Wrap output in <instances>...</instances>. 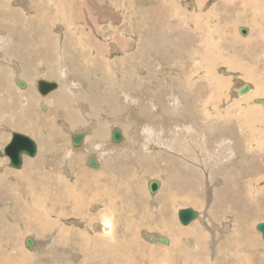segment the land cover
I'll return each mask as SVG.
<instances>
[{"label":"rangeland","instance_id":"obj_1","mask_svg":"<svg viewBox=\"0 0 264 264\" xmlns=\"http://www.w3.org/2000/svg\"><path fill=\"white\" fill-rule=\"evenodd\" d=\"M61 1H51L47 5L40 0L0 1L4 2L0 12V45L6 44L4 45L6 49L0 46V52L6 51L3 61L0 62V85L3 82L4 88L8 84L10 95L17 94L15 90L27 88H30L29 93L32 92L31 97L25 94H20L18 97V99L28 101L27 113L32 114L26 122L31 126L32 131L20 129L18 126L5 129L0 123V137L5 136L0 143V150L2 151L10 141L13 131L29 135L37 145L35 157L23 156L21 167L16 169L8 165L9 161L6 156L0 157V173L4 171L3 168L7 167L6 174H0L4 175L0 178L1 186L6 183L7 185L13 184L16 179H18L16 182L20 183L12 186L10 190L0 188L3 192L0 195V199L3 200L0 201L1 210L5 209L11 198L14 200L18 198V202L20 201L17 207L7 210H10L8 216L2 214L4 222L15 223L17 228L12 232L13 228L9 229L4 226L5 224L0 227V232H8L7 235L0 233V264L11 262L14 264H55L56 261L60 263L58 259L64 260V257L58 254L62 252L54 253L53 257L50 255L51 260L44 254L46 249H41L39 245V249H31L26 246L25 239L32 237L34 242L39 241L38 243L42 246L44 244L42 241L46 236L49 235L53 242L52 235L55 231H62V228L68 227V234L73 238L88 233L89 221L94 218L91 212L96 214L95 208L92 211L90 206L98 203L97 210L110 208L106 201L93 197L94 193L102 192L103 195L105 191L111 194L115 204V210L112 213L116 216L111 222V228L115 232L117 230L114 234L116 238H128L127 235L124 236L126 225L120 224L125 219L122 213L128 211L129 221L132 223L131 229L135 230L134 234L138 236L139 247H144L145 251L150 252L147 259L142 257L141 260L140 251V257L135 255L134 258L132 255V251L138 248L136 246L125 248L121 245L120 248L113 250L111 248L106 251L112 258L121 256L120 261L124 264H264V241L256 229L259 222H264V143H261V141L264 142V0H175L176 7H171L170 12L168 8L171 0H63V3ZM151 7L155 8L154 11L159 15L156 16L154 11L151 15ZM9 8H14V12L4 14L5 17L3 12ZM92 15L99 16L95 18ZM138 18L140 20H137ZM5 21L9 22L8 25L11 24L5 27ZM167 21L169 25L171 22L173 24L169 26ZM73 23L75 24L72 25ZM14 26L19 31L22 30L20 34L14 33ZM239 27L248 28L245 36L239 34ZM139 29L143 30L140 32ZM178 29L183 30L179 32ZM123 32L126 33L125 38L130 41L128 44H133L132 47L129 45V49L120 51L112 50L111 47L107 49L105 44L108 41L104 39H108L109 42L117 39L120 41ZM145 33L156 35L143 44L144 50L142 48V51H137V40L143 38ZM115 37L118 38L115 39ZM158 38L161 40L159 41ZM152 39L157 40L158 43L153 45L154 49L150 45L154 43ZM123 40L118 42L119 48L121 47L119 43H125ZM95 42H100L102 49L95 50L93 48ZM148 42H151L150 46L146 45ZM161 45L164 49L160 48ZM60 46L65 50L61 57L62 60L60 51L57 50ZM67 49H70V54ZM159 51H162L161 55ZM194 52L197 56L192 58L191 54ZM70 55H72L71 58L74 56V61L79 64L75 69L70 63H66ZM112 57L119 61L126 60V62L134 57L137 62L138 59L141 62L136 63L138 66L134 64V69L129 68L130 64L128 68L125 66L124 73L122 67L126 62L121 61L114 64ZM206 57L210 61L207 70L204 65ZM60 62H64L66 66L64 75ZM25 63L27 65L30 63V65L27 67ZM236 65L243 67L238 68ZM50 72L52 76H49ZM205 72L209 75L210 85L205 81V87L199 83L192 91V87L189 88L191 86L189 80L195 79L196 82H202V74ZM16 73L21 76L19 77ZM104 73L116 76L104 83L102 80ZM129 75L132 77V82L122 83L124 79H129L127 78L130 77ZM15 78L24 81L26 87L20 88ZM35 78L56 81L58 87L47 95L41 96L36 90ZM139 78L144 79L138 83ZM98 81L101 85L97 83ZM240 81L249 82L253 89L252 93L250 92L252 95L248 98H240L242 100L236 97L231 90V87ZM186 85L189 86L186 87ZM196 87L200 90H195ZM150 89H155V94ZM180 90L187 91V93L192 91L188 97L186 96L187 101L184 95H182L184 101L181 97H168L171 93L177 94ZM56 91L60 94L54 96ZM127 93H129L128 98ZM64 94L67 97H63ZM156 95L154 99L153 96ZM207 98H209L208 102ZM14 99L15 107L10 112L24 110V107L18 104L20 100L17 102L15 97ZM129 99L132 101L130 102ZM171 101L176 109L172 108ZM134 102L136 103L134 108L129 109ZM149 102L155 105L154 109L146 107ZM40 103L45 105L44 111L40 109ZM3 105H0V119L14 120L12 113L6 111L7 108ZM81 109L86 113L80 114ZM7 115L11 119L4 117ZM207 116L209 119L206 120ZM255 117L258 121H255ZM107 118L110 119V123ZM205 125L223 128L229 135L225 136L226 133L207 129ZM26 127L28 125L25 124L23 128ZM113 127L120 128L124 135L123 140L117 144L109 142ZM84 130L88 131V135L81 146L90 154L96 155L100 161L97 169L86 166L85 155L87 153L82 149H71V134ZM92 130L102 132L99 134L100 139L93 138ZM99 141L107 146L108 153L105 155L110 156L113 162L110 164L112 165L110 169L105 168L104 158L106 156L99 157L98 150L95 149V143ZM155 145L158 148H155ZM30 161L33 163H29L31 165L28 170L33 169L35 175L21 174L18 176L17 173L22 172L27 166L26 162ZM96 170L99 173H96ZM205 177L209 178L210 182H207ZM56 179L60 184L56 182ZM149 180H157L161 185L154 195L148 191L147 182ZM34 184L37 189L32 186ZM52 186L53 188H49ZM163 188L165 190L161 193ZM187 189L192 191L186 192ZM30 194L39 195L47 206L52 204L51 202H57L58 206H55L54 212L47 211L43 204H37L40 211L45 209L43 210L45 218L56 220L55 231L36 230L35 226L26 224L25 219L29 215L26 203L31 200L29 199ZM182 194H190L189 197L193 200L187 199L189 200L187 201L186 195ZM225 194L230 198H227ZM70 196L81 197L84 199L83 202L87 201L79 206V211L84 209L83 212L73 211L74 203L68 200ZM97 198L98 200L95 201ZM59 202L63 204L59 205ZM183 207L195 209L202 215L201 220L196 218L190 222L191 224L182 225L177 218V211ZM135 222L141 225L135 226ZM204 227L210 231L214 229V234ZM192 228L197 229L194 232L198 236L190 234ZM36 231H39V235ZM176 233L177 240H179V251H182L181 258H171L172 261H170L165 251L168 254L175 253L173 235ZM10 236L14 237L11 239ZM97 236L104 241V245L116 246L117 244L115 240ZM161 236L167 238V244L159 242L158 237ZM94 237L96 235L90 237L86 247L90 246L89 254L97 258L99 248L94 250L93 243H91ZM81 240L84 241V238ZM70 242L76 243L75 240H70L68 246L71 247L73 244ZM85 244L86 240L82 245L85 246ZM68 246L62 249L68 256L67 261L82 260V254L78 251L75 257L73 252L67 251ZM26 251L30 252H28V257H26ZM116 251L119 255H116ZM54 256L59 258L55 259ZM53 259L56 260L55 263ZM103 261L105 260L91 263L87 260L85 264H101ZM120 261L115 260L113 263L121 264Z\"/></svg>","mask_w":264,"mask_h":264},{"label":"bare ground","instance_id":"obj_2","mask_svg":"<svg viewBox=\"0 0 264 264\" xmlns=\"http://www.w3.org/2000/svg\"><path fill=\"white\" fill-rule=\"evenodd\" d=\"M0 1H2V0H0ZM41 2H43L44 4H49L51 1H56V0H40ZM183 1V0H182ZM198 1V0H197ZM196 1V2H197ZM246 1H248V0H246ZM62 3H63V0L61 1ZM37 3V2H36ZM6 5V4H5ZM36 5V4H35ZM66 5V4H65ZM197 5V4H196ZM4 6V2H0V12H1V9H2V7ZM38 6H40V4L38 5ZM58 7H59V5H57ZM57 6H55V7H57ZM69 6V5H68ZM149 6H151V5H149ZM159 6V5H158ZM6 7V6H5ZM144 7V6H143ZM161 7V6H160ZM163 7V6H162ZM171 7H176V4H175V0H171V2H170V7L168 8V10H169V12H170V8ZM134 9H135V7H133ZM156 8H158L157 6H156ZM10 9H12V10H10ZM144 9H146V7H144ZM154 9L155 8H153V7H151L150 8V14L151 15H153V13L155 12L154 11ZM175 9V8H174ZM100 10V9H99ZM149 10V9H148ZM34 11V10H33ZM56 11H58V10H56ZM55 11V12H56ZM61 11V10H60ZM105 11V10H104ZM139 11V10H138ZM154 11V12H153ZM14 12V8H9V9H6V11H4L3 12V15L4 14H12ZM133 12H134V10H133ZM168 12V11H167ZM104 13V12H103ZM146 13H147V10H146ZM156 13V12H155ZM160 13V12H159ZM16 14V13H15ZM45 14V13H44ZM98 14V13H97ZM148 14V13H147ZM157 14L158 13H156V16H157ZM149 15V14H148ZM159 15V14H158ZM176 15V14H175ZM5 16V15H4ZM9 16V15H8ZM7 16V17H8ZM10 16H12V15H10ZM52 16V15H51ZM64 16V15H63ZM66 16V15H65ZM89 16V15H88ZM92 16H94L95 17V15H92ZM97 16V15H96ZM99 16V15H98ZM97 16V17H98ZM101 16V15H100ZM142 16V15H141ZM6 17V16H5ZM53 17V16H52ZM54 17H55V15H54ZM58 17H59V14H58ZM67 17V16H66ZM69 17H70V15H69ZM97 17H95V18H97ZM106 17H108V16H106ZM139 17H140V15H139ZM143 17V16H142ZM152 16H150V18H151ZM13 18V17H12ZM68 18V17H67ZM94 18V19H95ZM101 18V17H100ZM156 18V17H155ZM158 18H159V16H158ZM158 18H156V19H158ZM195 18H196V15H195ZM11 19V18H10ZM16 19V18H15ZM51 19V18H50ZM135 16H134V21H135ZM141 19H143V18H141ZM153 19V18H152ZM161 19V18H160ZM197 19V18H196ZM200 19V18H199ZM14 20V19H13ZM53 20V19H52ZM67 20V19H66ZM137 20H140L139 18L137 19ZM144 20V19H143ZM148 20H149V17H148ZM164 20V19H163ZM170 20V19H169ZM55 21V20H54ZM95 21V20H94ZM98 21V20H97ZM159 21V20H158ZM183 21H184V19H183ZM186 21V20H185ZM197 21V20H196ZM261 21V20H260ZM263 21V20H262ZM59 22V21H58ZM168 22V21H167ZM186 22H189V21H186ZM9 23V22H8ZM8 23L5 21V27H8L9 25H8ZM28 23H30V21H28ZM96 23V22H95ZM94 23V24H95ZM137 23H140V22H137ZM160 23V22H159ZM166 23V22H165ZM172 24H173V22H171ZM171 23H170V25H171ZM18 24V23H17ZM44 26H45V24L44 23H42ZM49 24V23H48ZM53 24V23H52ZM75 23H73L72 25H74ZM93 24V25H94ZM129 24H130V22H129ZM181 24V23H180ZM32 25H34V24H32ZM92 25V26H93ZM98 25V24H97ZM162 25V24H161ZM167 25H169V22H168V24ZM169 25V26H170ZM186 25H188V23L186 24ZM194 25V24H193ZM31 26V25H30ZM56 26V25H55ZM83 26V25H82ZM91 26V27H92ZM139 26V25H138ZM178 26V25H177ZM177 26H175V27H177ZM42 27V26H41ZM47 27V26H46ZM140 27V26H139ZM143 27V26H142ZM172 27V26H171ZM179 27V26H178ZM181 27V26H180ZM194 27V26H193ZM192 27V28H193ZM198 27V26H197ZM32 28V27H31ZM45 28V27H44ZM52 28H53V26H52ZM88 28V27H87ZM144 28V27H143ZM154 28V27H153ZM172 28H174V27H172ZM182 28V27H181ZM195 28V27H194ZM240 28V27H239ZM239 28H238V32H239ZM34 29V28H33ZM47 29V28H46ZM62 29V28H61ZM93 29V28H92ZM132 29V28H131ZM138 29V28H137ZM141 29V28H140ZM139 29V30H140ZM145 29V28H144ZM180 29V28H179ZM179 29H178V31H179ZM197 29V28H196ZM63 30H65V29H63ZM143 30V29H142ZM142 30H140V32L142 31ZM146 30V29H145ZM171 30V29H170ZM177 30V29H176ZM183 30V29H182ZM182 30H180V31H182ZM188 30V29H187ZM13 31H14V33H16L17 35L18 34H20V31H22L21 29H20V31H19V29H17V27H13ZM27 31H28V29H27ZM34 31V30H33ZM179 31V32H180ZM32 32V31H31ZM46 32V31H45ZM61 32V31H60ZM153 32V31H152ZM158 32V31H157ZM168 32V31H167ZM185 32V31H184ZM189 32H190V30H189ZM197 32V31H196ZM89 33V32H88ZM171 33H173V32H171ZM59 34V33H58ZM146 35H144V37L143 38H141L139 41L137 40V48H136V50L137 51H140L143 47H144V43L146 42V41H149V39H151L150 37H152L153 38V36H155L156 34H154V35H148L147 33H145ZM159 34V33H158ZM168 34V33H167ZM170 34V33H169ZM182 33H180V35H181ZM260 34V33H259ZM83 35L85 36L86 35V32L85 33H83ZM121 35V34H120ZM125 35H126V33H124L123 32V37H124V40H123V37L121 36V40H123V41H125V43L123 44V42H121V43H119L120 44V48L118 47V42H120L119 41V39H117L118 37H115V39H117V40H112V39H110V40H112L111 42H109V40L108 39H104V41H108L107 42V44H105L104 42V44L105 45H107V49L109 48V47H111V49L112 50H116V51H120V50H127V49H129V45H131V44H128V43H130V41L128 40V39H126L125 38ZM162 35V34H161ZM179 35V36H180ZM56 36V35H55ZM89 36V35H88ZM142 36V35H141ZM168 36V35H167ZM171 36V35H170ZM243 36V35H242ZM59 37V36H58ZM62 37V36H61ZM120 37V36H119ZM157 37V36H156ZM155 37V38H156ZM159 37H161L160 36V34H159ZM178 37V36H177ZM182 37V36H181ZM261 37V36H260ZM22 38V37H21ZM21 38H20V40H21ZM40 38H42L41 36H40ZM56 38V37H55ZM63 38V37H62ZM108 38V37H107ZM139 38V37H138ZM45 39V38H44ZM145 39V40H144ZM159 39V38H158ZM261 39V38H260ZM264 39V38H263ZM3 40V39H2ZM23 40V39H22ZM66 40V39H65ZM144 40V41H143ZM153 41H154V43L153 44H150L149 42H148V44H146V45H151V47H152V49H154L153 48V45L155 44V43H157L156 41L157 40H154V39H152ZM151 40V41H152ZM161 39H159V41H160ZM68 41V40H67ZM152 41V42H153ZM186 41V40H185ZM51 42H52V40H51ZM54 42V41H53ZM57 42V41H56ZM66 42V41H65ZM133 42H134V40H133ZM169 42V41H168ZM167 42V44H169ZM195 42V41H194ZM37 43V42H36ZM47 43V42H46ZM48 43H50V42H48ZM147 43V42H146ZM171 43V42H170ZM257 43V42H256ZM45 44V43H44ZM51 44V43H50ZM158 44V43H157ZM4 45H6V44H4V43H2L0 46H4ZM54 45H56V44H54ZM133 45V44H132ZM132 45H131V47H132ZM149 45V46H150ZM195 45V44H194ZM50 46V45H49ZM49 46H48V48H49ZM52 46H53V44H52ZM158 46H160V44L158 45ZM165 46V45H164ZM169 46V45H168ZM170 46H172V45H170ZM199 46V45H198ZM198 46H196V47H198ZM12 47V46H11ZM10 47V48H11ZM155 47V46H154ZM195 47V48H196ZM200 47V46H199ZM53 48H54V46H53ZM59 49H57V50H59L60 51V59H61V57H63V54L65 53V50L63 49V47L62 46H60V47H58ZM93 48H95V50H98V48H100V49H102V46H101V44H100V42L99 43H97V42H95V45H94V47ZM146 48H147V46H146ZM159 48V47H158ZM160 48H163L162 47V45H161V47ZM4 49H6V46H4ZM56 49V48H55ZM55 49H54V51H55ZM156 49V48H155ZM164 49V48H163ZM13 50V49H12ZM22 50V49H21ZM49 50H50V48H49ZM70 50V49H69ZM68 49H67V51L69 52V54H70V51H69ZM143 50H144V48H143ZM147 50V49H146ZM160 50H162V49H160ZM0 51H1V47H0ZM4 51V50H3ZM48 51V50H47ZM62 51H63V53H62ZM142 51V50H141ZM6 52V51H5ZM4 52V53H5ZM49 52V51H48ZM51 52H53L52 50H51ZM160 52V51H159ZM165 52V51H164ZM169 52V51H168ZM173 52V51H172ZM197 52V51H196ZM196 52H194V53H192L191 55V57L193 58V57H196L197 56V53ZM4 53H2V52H0V62H2L3 61V56L6 54H4ZM41 53V52H40ZM50 53V52H49ZM59 53V52H58ZM62 53V54H61ZM161 53H162V51L160 52V55H161ZM22 54V53H21ZM25 54V53H24ZM146 54V53H145ZM169 53H167V55H168ZM30 55H31V53H30ZM47 55V54H46ZM10 56V55H9ZM21 56H23V54L21 55ZM24 56H26V55H24ZM28 56V55H27ZM50 56V55H49ZM53 56H55V55H53ZM71 56L72 55H70L69 56V58H68V60L66 61V63L68 64V63H70L71 64V67L72 68H76V66L77 65H79L78 63H76V61H74V56H73V58H71ZM164 56V55H163ZM12 57V56H11ZM34 57V56H33ZM52 57V56H51ZM50 57V58H51ZM56 57V56H55ZM54 57V58H55ZM57 57H58V55H57ZM115 57V56H114ZM114 57H112V59H113V63L114 64H116V63H118V62H121L122 61V63L125 61L126 62V60H121V61H119V60H117V59H115ZM125 57V56H124ZM162 57V56H161ZM174 57H176V56H174ZM16 58V57H15ZM21 58V57H20ZM39 58V57H38ZM41 58V57H40ZM44 58V57H43ZM42 58V59H43ZM46 58H48V57H46ZM45 58V59H46ZM126 58V57H125ZM159 58H160V56H159ZM165 58L166 57H164V60H165ZM25 59H26V57H25ZM28 59V58H27ZM41 59V60H42ZM59 58H57V60H58ZM163 59V58H162ZM161 59V60H162ZM172 59H173V56H172ZM182 59V58H181ZM18 60V59H17ZM21 60V59H20ZM19 60V61H20ZM36 60V59H35ZM44 60V59H43ZM48 60V59H47ZM52 60V59H51ZM62 60V59H61ZM146 60V59H145ZM168 60V59H167ZM174 60V59H173ZM13 61V60H12ZM53 61V60H52ZM91 61V60H90ZM93 61V60H92ZM166 61V60H165ZM190 61H192L191 59H190ZM199 61V60H198ZM21 62V61H20ZM20 62H18V64L20 63ZM26 62V61H25ZM42 62V61H41ZM54 62V61H53ZM141 62V60L140 59H138V62H137V59H135L134 57L131 59L130 58V60L128 61V62H126V63H123L124 65H123V72L125 73V66L128 68L129 67V64L131 65V67H129V68H133L134 69V64L135 65H137L136 63H140ZM154 62V61H153ZM160 62V61H159ZM212 62V61H211ZM11 63V62H10ZM9 63V64H10ZM14 63V62H13ZM28 63V62H27ZM162 63H164L163 61H162ZM169 63V62H168ZM178 63V62H177ZM188 63H189V61H188ZM187 63V64H188ZM198 62H196V64H197ZM200 63V62H199ZM202 63V62H201ZM204 65H205V70H207V67H208V65L210 64V61L208 60V58L206 57V58H204ZM15 64V63H14ZM24 64V63H23ZM26 64V63H25ZM46 64H48V63H46ZM170 64V63H169ZM172 64H174V65H176L175 63H172ZM182 64V63H181ZM180 64V65H181ZM190 64V63H189ZM10 65H12V64H10ZM22 65V64H21ZM27 65V64H26ZM30 65V63L27 65V67ZM19 66H20V64H19ZM50 66V65H49ZM138 66V65H137ZM143 66V65H142ZM145 66V65H144ZM150 66V65H149ZM152 66H154V65H152ZM184 66V65H183ZM191 66H192V64H191ZM237 66V65H236ZM236 66H229V67H232V68H235ZM18 67V66H17ZM53 67V66H52ZM178 67H180V66H178ZM189 67V66H188ZM238 68H242L243 66H237ZM236 67V68H237ZM245 67V66H244ZM22 68H23V66H22ZM33 68V67H32ZM47 68V67H46ZM55 68V67H54ZM53 68V69H54ZM59 68V67H58ZM60 68H62L63 69V75L65 74V72H66V66H65V64H64V62H60ZM59 68V69H60ZM163 68V67H162ZM191 68H193V67H191ZM190 68V69H191ZM196 68V67H195ZM198 68V67H197ZM210 68H212V67H210ZM17 69V68H16ZM28 69V68H27ZM50 68H48V70H49ZM59 69H58V71H59ZM117 69V68H116ZM4 70V69H3ZM15 70V69H14ZM196 70V69H195ZM200 70V69H199ZM235 70V69H234ZM261 70V69H260ZM51 71H53V70H51ZM55 71V70H54ZM53 71V72H54ZM57 71V72H58ZM86 71V70H85ZM94 72H97L96 70H93ZM192 71V70H191ZM190 71V72H191ZM197 71V70H196ZM87 72V71H86ZM192 72H194V71H192ZM19 73V72H18ZM18 73H16V74H18ZM51 73V72H50ZM56 73V72H55ZM54 73V74H55ZM118 73H120V72H118ZM127 73L129 74V72L127 71ZM47 74V73H46ZM122 74V73H121ZM136 74H137V72H136ZM139 74V73H138ZM49 75V74H48ZM57 75V74H56ZM147 75H149L148 73H147ZM203 75V80H202V82H196L195 81V79L194 80H192L191 81V79L189 80L190 81V85L191 86H189V88H191L192 87V91L194 90V88H195V86H197L199 83H201V85L203 86V87H205L206 85H204V82L205 81H207V84L208 85H210V78H209V75H207V73L205 72V73H203L202 74ZM18 76L20 77L21 75L20 74H18ZM49 76H52V73H51V75H49ZM48 76V77H49ZM87 76V75H86ZM86 76H84V78L86 77ZM103 76V78H102V80L104 81V83H106V82H108V80H112V78L114 77L115 78V76L114 75H112V74H110V75H108V74H103L102 75ZM120 76V75H119ZM126 76V75H125ZM128 76V75H127ZM130 76V75H129ZM138 76V75H137ZM144 76V75H143ZM142 76V77H143ZM149 76H151V75H149ZM183 76V75H182ZM190 76H192V74H190ZM15 77V76H14ZM83 77V76H82ZM121 78H122V76H120ZM141 77V76H140ZM141 77V78H142ZM184 77V76H183ZM193 77V76H192ZM23 78H25V79H29V78H27V77H23ZM124 78V77H123ZM127 78H129L128 80L126 79H124L123 81H122V83H130V82H132V77L130 76V77H127ZM141 78H139L140 79V81H138V83L139 82H141V80H143V79H141ZM189 77H187V79H188ZM191 78V77H190ZM15 79H18V78H15ZM40 79H44V78H35V80H34V82H35V87H36V90H37V92H38V89H37V82H38V80H40ZM48 79V78H47ZM138 79V80H139ZM175 79V78H174ZM44 80H46V79H44ZM53 80H55V79H53ZM89 80V79H88ZM150 80V79H149ZM243 80V79H242ZM46 81H52V80H46ZM1 82V81H0ZM54 82H56V81H54ZM183 82V81H182ZM187 82H188V80H187ZM57 83V82H56ZM97 83H99L100 85H101V83H100V81H98ZM169 83H170V81H169ZM175 83V82H174ZM221 83V82H220ZM4 83L2 82L1 83V85H0V94H1V97H0V101H8V104L5 106L7 109H5L6 111H10L11 110V108L13 107V106H15V105H13L15 102H14V97L17 99V102H19V100H20V102L18 103V104H20L21 106H23L24 107V110H20V111H22V115H25V114H28L27 112H28V102H22L21 101V99H18V97L19 96H16V95H14V94H12L11 95V98L7 95V90H8V84H6V86H4V88H3V85ZM171 84H173L172 82H171ZM73 86L75 87V84H73ZM131 86V85H130ZM139 86H141V85H139ZM184 86H185V84H184ZM187 85H186V87H188ZM234 86V87H233ZM232 87H231V90L233 91V93H234V95L236 96V97H238L239 99L240 98H248L250 95H252L251 93V91H253V89H252V87H251V84L249 83V82H246V81H240L239 83H236V84H234ZM15 87V86H14ZM142 87V86H141ZM176 87V86H175ZM174 87V88H175ZM178 87V86H177ZM223 87V86H222ZM130 88V87H129ZM256 88V87H255ZM132 89H133V87H132ZM132 89H130V90H132ZM139 89V88H138ZM169 89V88H168ZM29 90H30V88H27V89H25V90H18L17 92L18 93H21V94H25V95H29L30 97H31V94H32V92L31 93H29ZM182 90H184L183 89V87H182ZM195 90H200V89H197V87H196V89ZM53 91V90H52ZM150 91L152 92V93H154L155 94V89H150ZM177 91V90H176ZM192 91H188V93H187V91L185 92V91H178V93L177 94H174V93H171V95L170 96H168L169 98H175V97H181V99H183V101H184V98H183V96L182 95H184L185 96V101H187L186 100V96L188 97V94H190V92H192ZM212 92V91H211ZM251 92V93H250ZM256 92V91H255ZM39 93V92H38ZM195 93V92H194ZM193 93V94H194ZM198 93V92H197ZM40 94V93H39ZM58 94H60V93H57V91L55 92V94H54V96H56V95H58ZM187 94V95H186ZM199 94V93H198ZM211 94V93H210ZM129 95V93H127V98L129 97L128 96ZM165 95V94H164ZM178 95V96H177ZM248 95V96H247ZM14 96V97H13ZM42 96V95H41ZM53 96V97H54ZM134 96V95H133ZM193 96V95H192ZM232 96V95H231ZM63 97H67V96H65V94H64V96ZM157 97V95L156 96H153V98L155 99ZM211 97V96H210ZM57 98V97H56ZM132 98V97H131ZM134 98V97H133ZM190 98V97H189ZM12 99V100H11ZM194 99V98H193ZM242 99H240V100H242ZM132 101V99H129V101ZM135 100V99H134ZM173 100V99H172ZM196 100V99H195ZM208 100H209V98H207V102H208ZM211 100V99H210ZM259 101L261 100V99H258ZM27 101V100H26ZM130 101V102H131ZM37 102V101H36ZM102 102V101H101ZM128 102V101H127ZM138 101H136V103H137ZM172 103H171V106H172V108H174V109H176V106H175V104L173 103V101H171ZM189 102V101H188ZM203 102V101H202ZM210 102V101H209ZM263 102V101H262ZM115 103V102H114ZM116 103H118V102H116ZM135 102H134V104L130 107V105H127V106H129V107H127V108H129V109H133L134 108V105L136 104ZM185 103V102H184ZM193 103V102H192ZM119 104V103H118ZM129 104V103H128ZM186 104H188V103H186ZM38 105H39V103H38ZM102 105V104H101ZM185 105V104H184ZM26 106H28V107H26ZM146 106V105H145ZM144 106V107H145ZM189 106V105H188ZM188 106H186L187 108H188ZM98 107H99V105H98ZM125 107V106H124ZM147 108H150V109H154L155 108V105L153 104V103H151V102H149L148 103V106H146ZM115 108V107H114ZM146 108V109H147ZM192 108V107H191ZM40 109L42 110V111H44L45 110V105L43 104V103H40ZM125 109H126V107H125ZM144 109V108H143ZM178 109H179V107H178ZM198 109V108H197ZM245 109V108H244ZM99 110V109H98ZM144 111V110H143ZM154 111V110H153ZM152 111V112H153ZM195 111V110H194ZM202 111V110H201ZM48 112V111H47ZM117 112V111H116ZM116 112H114V113H116ZM174 112H176V111H174ZM42 113V112H41ZM85 114L86 112L83 110V109H81V111H80V114ZM195 113V112H194ZM203 113V112H202ZM144 114V113H143ZM197 114V113H196ZM199 114V113H198ZM197 114V115H198ZM206 114V113H205ZM203 115V114H202ZM226 115V114H225ZM262 115V114H261ZM204 116V115H203ZM227 116V115H226ZM264 116V115H263ZM4 117H8V115L7 116H4ZM261 117V116H260ZM3 118V117H2ZM110 118V117H109ZM109 118H107V121L110 123V119ZM207 119H209V116H207V118H206V120ZM255 121H258L257 119V117H255ZM252 121V120H251ZM2 122H4V120L3 119H0V123H2ZM251 123V122H250ZM204 127H208L207 129H213V130H216V131H219L220 133H226L225 134V136H228L229 135V133L227 132V131H225L223 128H219V127H216L215 125H211V126H204ZM112 130V129H111ZM253 130V129H252ZM256 130V129H255ZM254 130V131H255ZM85 131V130H84ZM84 131H82V132H84ZM93 131V130H92ZM257 131V130H256ZM82 132H80V133H82ZM212 132V131H211ZM12 133H19V132H15V131H13V132H11V135H12ZM78 133V132H77ZM100 133H102V132H97V131H93V138H95V139H100V136H99V134ZM73 134H76V133H73ZM73 134H71V136L73 135ZM104 134V137H105V133H103ZM88 135V131L86 130V134H84V138H86V136ZM70 136V137H71ZM5 137V136H4ZM2 138V137H1ZM84 138H83V140H84ZM110 139V138H109ZM83 140L81 141V143H80V145H79V147H77V148H75L74 146H73V144H72V141H71V146H72V148L71 149H76V150H78V149H82V142H83ZM111 140H109V142H110ZM151 141V140H150ZM228 142V141H227ZM112 143V142H111ZM261 143H264L263 141H261ZM9 143H7L5 146L7 147V145H8ZM115 144H117V143H115ZM221 144V143H220ZM4 146V147H5ZM51 146V145H50ZM50 146H49V149H50ZM63 147V146H62ZM154 147V146H153ZM43 148V147H42ZM149 148V147H148ZM155 148H158L156 145H155ZM4 149V148H3ZM71 149L69 150V151H71ZM95 149L96 150H98V154H99V157L101 156V155H103V157L104 156H106V158H104V160H105V168H108V169H110V167H112V165L110 166V164L111 163H113V162H111V160H110V156H108L107 157V155H105L106 153H108V150H107V146L106 145H103V142L102 141H99V142H96L95 143ZM222 149V148H221ZM68 150V149H67ZM85 153H87L85 156H86V161H85V164H86V166H88L87 165V160H88V156L90 155V153L89 152H87V151H85L84 149H82ZM42 151V150H41ZM47 151V150H46ZM186 151V150H185ZM223 151V150H222ZM77 153V152H76ZM186 152H184V154H185ZM83 154V153H82ZM93 155H95V154H93ZM3 156H6L5 154L3 155ZM23 156H29V155H25V154H23L22 155V158H23ZM84 156V155H83ZM96 156V155H95ZM2 157V156H1ZM7 157V156H6ZM29 157H33V156H29ZM35 157V156H34ZM74 157V156H73ZM8 158V157H7ZM39 158V157H38ZM109 158V159H108ZM32 159V158H31ZM72 159V158H71ZM146 159V158H145ZM193 159V158H192ZM74 160V159H73ZM78 160V159H77ZM8 161H9V158H8ZM36 161V160H35ZM34 161V162H35ZM71 161V160H70ZM75 161V160H74ZM148 161V160H147ZM151 161V160H150ZM193 161V160H192ZM195 161H196V159H195ZM258 161H259V159H258ZM37 162H38V160H37ZM149 162V161H148ZM194 162V161H193ZM29 163H33V161H30V162H28V166H30L31 164H29ZM152 163V162H151ZM150 163V164H151ZM149 164V165H150ZM8 165L10 166V164H9V162H8ZM35 165V164H34ZM166 165V164H165ZM181 165V164H180ZM85 166V167H86ZM184 166V165H183ZM2 168H3V166H1ZM10 167H12V166H10ZM81 167V166H80ZM185 167V166H184ZM258 167V166H257ZM12 168H15V167H12ZM82 168V167H81ZM8 169H10V168H8ZM16 169V168H15ZM84 169V168H83ZM82 169V170H83ZM165 169V168H164ZM3 172L2 173H0V174H3L4 173V175L6 174V171H7V167L6 168H3ZM25 170V169H24ZM101 170V169H100ZM99 170V171H100ZM244 170V169H243ZM87 171V170H86ZM88 171H90V169L88 170ZM192 171H193V169H192ZM14 172H16V171H14ZM85 172V171H84ZM92 172V171H91ZM90 172V173H91ZM98 171L96 170V173H97ZM20 173L21 172H18L17 173V175L19 176L20 175ZM87 173V172H86ZM89 173V174H90ZM93 173H95V172H93ZM99 173V172H98ZM100 173H102V172H100ZM168 173V172H167ZM4 175H0V178H3V176ZM87 175V174H86ZM182 177V176H181ZM59 179V178H58ZM205 179H206V181L207 182H210L209 181V178H207V177H205ZM6 180V179H5ZM57 180V179H56ZM211 180V179H210ZM2 181V180H1ZM150 181V180H149ZM149 181L147 182V187L149 186ZM177 181V180H176ZM176 181H175V183H176ZM190 181V180H189ZM8 182H9V180H8ZM56 182H58V180L56 181ZM161 182V181H160ZM10 183V182H9ZM59 184H60V182H58ZM67 183V182H66ZM185 183V182H184ZM189 183V182H188ZM54 184H56L55 182H54ZM160 184V183H159ZM162 184V183H161ZM177 184V183H176ZM58 185V184H57ZM62 185V184H61ZM68 185V184H67ZM145 185V184H144ZM161 186V185H160ZM175 186V185H174ZM0 187H4L5 188V190H10V188H11V186H10V184H8L7 185V183L6 184H4L3 186H1V184H0ZM61 187V186H60ZM60 187H59V190H60ZM65 187H66V185H65ZM65 187H63L64 189H66ZM67 187H69V186H67ZM213 187V186H212ZM57 188H58V186H57ZM62 188V187H61ZM169 188V187H168ZM174 188V187H173ZM190 188V187H189ZM58 190V189H57ZM68 190V189H67ZM165 189L163 188V190H162V192L161 193H163V191H164ZM189 190H191V189H189ZM188 189H187V191L186 192H188L189 191ZM196 190H197V188H196ZM56 191V190H55ZM148 191H149V187H148ZM183 191V190H182ZM192 191V190H191ZM59 193V192H58ZM66 193V192H65ZM139 193V192H138ZM150 193V192H149ZM143 194V193H142ZM151 194V193H150ZM197 194H198V192H197ZM240 194V193H239ZM62 195V194H61ZM70 195V194H69ZM152 195V194H151ZM165 195V194H164ZM182 195H186L185 197V199L187 200V199H191V200H193L192 199V197L190 198L189 196H190V194H182ZM215 195V194H214ZM226 195V194H225ZM225 195H224V197H225ZM237 195V194H236ZM47 196V195H46ZM107 196V198H109L110 200H111V202H112V204H113V198L111 197V194L109 195V194H107L106 195ZM139 196H141V194L139 195ZM150 196V195H149ZM148 196V197H149ZM181 196V195H180ZM180 196H179V200H180ZM193 196V195H192ZM220 196V195H219ZM239 196V195H238ZM56 197V196H55ZM196 197V196H195ZM226 197H227V195H226ZM45 198H47V197H45ZM175 198H177V197H175ZM217 198V197H216ZM227 198H230V197H227ZM31 200H30V202L27 204V208H28V210H29V215L27 216V219H25L26 220V224H28L29 226H35L36 228V230L37 229H43L45 232L46 231H48V229H49V231H50V229L53 231L54 229H55V227H56V223H55V219L53 218V219H51V220H49L48 219V217H47V219L44 217V212L43 211H40V209L38 208V209H36V205L37 204H43L44 203V201L41 199V198H39V195L38 196H33L32 198H30ZM178 199V198H177ZM181 199H183V197L181 198ZM197 199V198H196ZM47 200V199H46ZM60 200H62V199H60ZM68 200L70 201V202H72L73 201V203H74V206H77V207H79L80 206V200H84V199H82L81 197H75V196H70L69 198H68ZM72 200V201H71ZM151 200V199H150ZM154 200V199H153ZM214 200V199H213ZM0 201H2V199H0ZM85 201H86V199H85ZM95 201H97V199L95 200ZM182 201V200H181ZM180 201V202H181ZM187 201H189V200H187ZM199 201V200H198ZM202 201V200H201ZM92 202H94V201H92ZM193 202V201H192ZM228 202V201H227ZM61 203V202H60ZM17 204L19 205L20 204V201L18 202V198H16L15 200L13 199V198H11V199H9L8 200V202H7V204H6V207H5V209H3V210H1V208H0V213H1V216H0V227L1 226H3L4 224V226H6V225H8V227H9V224H10V222H4V216H2V214L3 215H6V216H8V212L10 211H7L9 208L11 209V208H13V207H17ZM61 204H63V203H61ZM95 204V203H94ZM92 205V206H90L91 207V209L93 210L94 208H95V210H97L96 208V206H98V203H96L95 205ZM195 204V203H194ZM229 204V203H228ZM54 205H57L58 206V204H54ZM72 205V204H71ZM193 205V204H192ZM226 205V204H225ZM234 205V204H233ZM30 206H32V207H30ZM185 206V205H184ZM2 207L4 208V205H2ZM61 207V206H60ZM70 207V206H69ZM235 207V206H234ZM184 208V207H183ZM187 208V207H186ZM200 208V207H199ZM198 208V209H199ZM202 208V207H201ZM229 209V208H228ZM60 211H61V209H60ZM67 211V210H66ZM101 211V210H100ZM100 211H98L97 210V212H100ZM105 212H103V213H101L102 214V217L99 219V220H97V221H95V222H93L92 224H91V229H89V232H90V234L92 233V234H96V235H100V237H102V238H106V239H109L110 237H111V235H112V228H111V226H112V224H111V215H110V213H108V210L107 209H105L104 210ZM161 211V210H160ZM53 212V211H52ZM203 212V211H202ZM225 212V211H224ZM68 213V212H67ZM48 214H51V213H48ZM241 214V213H240ZM201 214H199L198 213V215H197V217L196 218H200V220H201ZM236 216H237V214H236ZM208 217H209V215H208ZM177 218H178V211H177ZM196 218H194V219H196ZM193 219V220H194ZM208 219V218H207ZM237 219V218H236ZM179 220V219H178ZM192 220V221H193ZM200 220H197V221H200ZM60 222V221H59ZM180 222V221H179ZM191 222V221H190ZM189 222V223H190ZM213 222V221H212ZM181 223V222H180ZM188 223V224H189ZM193 223V222H192ZM206 223V222H205ZM62 224V223H61ZM182 224V223H181ZM188 224H182V225H188ZM191 224V223H190ZM200 225V224H199ZM212 225V224H211ZM213 226V225H212ZM7 227V226H6ZM5 227V228H6ZM188 227V226H187ZM224 227V226H223ZM11 228V227H10ZM9 228V229H10ZM30 228V227H29ZM57 228V227H56ZM169 228V227H168ZM205 228V227H204ZM7 229V228H6ZM34 229V230H35ZM70 229V228H69ZM185 229V228H184ZM206 229V228H205ZM56 230V229H55ZM54 230V231H55ZM58 230V229H57ZM62 231H59L58 230V232L57 231H55L54 232V235H52L53 236V242H52V240H50V237H49V235L48 236H46L44 239L45 240H43L42 241V243H44L42 246L40 245V243H38L36 240H35V245L33 246V247H31V249H34V248H37V249H39V246H40V248L41 249H46L45 250V253L44 254H46V256L47 257H49V259H51V257H53V254L54 253H56V252H62L61 254H58V255H61V257H64V260L63 259H61V258H59V257H57V256H54V258L56 259V257H57V259L60 261V263H57L58 261H56V260H54L53 259V261H54V263H55V261H56V263L55 264H80L81 262H82V264H85V262L88 260H90V262L91 263H94L95 262V260L91 257V255L89 254L90 253V251H88V250H86V249H84V248H80V249H78V251H79V253L80 254H82V260H78V261H75V260H73V261H67V259H68V256L64 253L65 251H63L62 249L63 248H65V247H67L68 246V242H69V240L70 239H68V238H66L67 236H72V235H70V234H68L69 233V231H68V227H66V229H64V228H62L61 229ZM197 229H194V228H192L191 230H190V234H194V235H196V236H198V234H195V232L194 231H196ZM206 230H208L210 233L211 232H213V234H214V232H215V230L214 229H212L211 231L207 228ZM7 231H8V229H7ZM51 231V232H52ZM3 232V231H2ZM5 233V232H4ZM6 233H8V232H6ZM71 234H73V233H71ZM37 235H39V234H37ZM159 235V234H158ZM9 236V235H8ZM74 236V235H73ZM155 236V235H154ZM206 236V235H205ZM229 236V235H228ZM236 236V235H235ZM3 237V236H2ZM38 238V237H37ZM27 239V238H26ZM26 239H25V242H26ZM52 239V238H51ZM155 239H157V238H155ZM158 239H159V242L161 241V242H164V243H166L167 244V238L166 237H164V236H161V237H158ZM190 239H191V237H190ZM199 239V238H198ZM41 241V240H40ZM194 242V241H193ZM196 242V241H195ZM194 242V243H195ZM41 243V244H42ZM163 243V244H164ZM67 244V246H65ZM162 244V243H161ZM39 245V246H38ZM167 246V245H166ZM196 246V245H195ZM71 246H68V249H67V251L68 252H72V249L70 248ZM194 247V246H193ZM22 248V247H21ZM53 251V252H52ZM27 252V251H26ZM29 252V251H28ZM27 252V253H28ZM191 252V251H190ZM189 252V253H190ZM30 253V252H29ZM69 254V253H68ZM263 254V253H262ZM50 255H51V257H50ZM14 256V255H13ZM263 256V255H262ZM22 258V257H21ZM9 260V259H8ZM52 260V259H51ZM62 260V261H61ZM10 261H13V260H10ZM22 261H23V259H22ZM11 263H13L14 264V262H11ZM11 263H9V264H11ZM18 263V262H17ZM23 263V262H22ZM89 263V262H88ZM16 264V263H15ZM20 264V263H19ZM100 264V263H99Z\"/></svg>","mask_w":264,"mask_h":264},{"label":"crops","instance_id":"obj_3","mask_svg":"<svg viewBox=\"0 0 264 264\" xmlns=\"http://www.w3.org/2000/svg\"><path fill=\"white\" fill-rule=\"evenodd\" d=\"M248 29V28H247ZM240 34V33H239ZM241 35V34H240ZM15 92L17 93V94H14V95H16V96H20V94L21 93H18L16 90H15ZM7 95L11 98V95H10V93L8 92V90H7ZM12 100V99H11ZM21 101L22 102H28V101H26V99H21ZM4 105H3V104ZM8 104V101H0V105H3V106H6ZM15 106H13L12 108H14ZM11 108V109H12ZM10 112V111H9ZM10 113H12V112H10ZM32 114V113H31ZM31 114H25V115H22V111H15V112H13L11 115H12V117H13V119L14 120H9V121H6V120H4V122H2L1 124H3L4 125V127L3 128H5V129H8L9 127H14L15 128V126H18V128H20V129H24V130H26V131H32L31 130V126L28 124V122H26V119H28V118H30L31 117ZM10 119H11V117L10 116H8ZM25 124L26 125H28V127H26V128H23L24 126H25ZM27 135V134H26ZM29 136V135H28ZM5 139V137H0V143L3 141ZM99 161V160H98ZM100 162V161H99ZM26 164H27V166H26V168H25V173H24V170H22V172L20 173V175L21 174H27V175H30V176H32V175H35V172L33 171V169H30V170H28V168L30 167V166H28V162H26ZM25 164V165H26ZM36 164H37V162H36ZM2 166H3V164H2ZM93 169V168H92ZM95 169H97V168H95ZM19 175V176H20ZM95 176V175H94ZM18 179H16L14 182H13V184H10V186H11V188H12V186H16V185H19L20 183L19 182H16ZM34 188H36L37 189V186L34 184V185H32ZM1 188V187H0ZM3 189H4V187H2ZM10 188V189H11ZM49 188H53V186L52 187H49ZM101 193V194H100ZM100 193H94L93 194V197H99V199H102V200H104V201H106L107 203V205L112 209V210H110V208H106L107 210H108V213H110V215H111V222L112 221H114L115 220V214H113L112 213V211H114L115 210V204L113 203L112 204V202H111V200L109 199V198H107V192L105 191V192H103V195H102V192H100ZM3 194V192H1L0 191V195H2ZM31 195V194H30ZM102 195V196H101ZM109 195H110V193H109ZM1 197H4V196H1ZM33 196L31 195L30 196V198H32ZM29 198V199H30ZM97 200H98V198H97ZM3 201V200H2ZM87 202V201H86ZM86 202H83V200H80V206L81 205H83L84 203H86ZM52 204H50V205H46V202H44L43 203V205H45V208L47 209V211H53L54 212V208H55V206H57V205H54V204H57V202H51ZM26 204H28V203H26ZM61 203L59 202V205H60ZM30 207H32V206H30ZM96 207H98V206H96ZM39 208V206H37L36 205V209H38ZM79 208L80 207H77V206H74V209H73V211L75 210V211H79ZM129 208V207H128ZM128 208H126V209H128ZM28 209V208H27ZM40 209V208H39ZM43 210H45L44 208H43ZM42 210V211H43ZM86 210V209H85ZM105 209H102L101 211H100V209H98V211H100V212H97V210H95L96 211V214L95 213H93V212H91L92 213V215H93V217L94 218H92L90 221H89V227H87V228H90L91 229V224L93 223V222H95V221H97V220H99L101 217H100V214L101 213H103V212H105L104 211ZM29 211V210H28ZM84 211V209H81L80 211H79V213L80 212H83ZM92 211H94V210H92ZM44 212V211H43ZM45 214V213H44ZM126 215H128V211L127 212H123L122 213V216L125 218V219H123L122 220V223H120V224H122V226H124V225H126V227L127 228H125V230H124V233H125V235L124 236H128V238H122V239H120V238H116V235H114L116 232H117V230H116V232H115V230H113L112 229V235H111V237L109 238V239H111V240H115V241H117V244H116V246H113V245H109V244H103L104 243V241H102L95 233L94 234H90V232L88 231V229H87V232L88 233H86V234H80V235H77V238H73L72 236L70 237V236H67L66 238H68V239H70V240H75V244H73L72 242H70V243H72L73 244V246L72 247H70L71 249H72V252L74 253V255H75V257L77 256V254H75L76 252L78 253V249H80V248H84V249H86V250H88V251H90V246L89 247H86L88 244H89V239H90V237L91 236H93V235H96V237H94L93 239H92V241H91V243H93V247H94V250H97L96 248H99L98 249V251H99V256L97 257V258H94V257H92L94 260H95V262L96 261H98V260H105V261H103V262H101V264H109L110 262L111 263H113V261H115V260H117V261H120L121 260V256H117V257H114V258H112L111 257V255L110 254H107L106 253V251L107 250H111V248H112V250L113 249H115V248H120L121 247V245L123 246V247H125V248H129L130 246H132V247H138L135 251H132V255H134V258H135V255H137V256H139L140 257V254H139V251L141 252V260H142V257H144L143 259H147V256L150 254V252L148 253L147 252V250L145 251V249H144V247H142V248H140L139 246H140V243H139V241H138V236H137V234H134V231H132V229H131V226H132V223L129 221V215L128 216H126ZM121 216V215H120ZM47 219V218H46ZM141 222H143V220L141 221ZM137 225H141V224H139L138 222H135V226H137ZM7 227H8V225H6ZM13 228V230H12V232H14L15 231V228H17V225L15 224V223H10L9 224V227L8 228ZM133 228H134V224H133ZM49 230V229H48ZM172 230V229H171ZM128 231H131L130 233H128ZM0 233H3V235H7V233H6V231H5V233L4 232H0ZM36 233L38 234L39 233V231H36ZM113 236H114V238H113ZM11 237V239H12V237H14V236H10ZM28 238V237H27ZM81 238H84V241H82L81 240ZM173 238H174V240H175V242H174V246H173V248H174V252L175 253H170V254H168L167 253V251H165V254H166V256L169 258V260L170 261H172V259H174V258H177V259H179V258H181V253H182V251H179V240H177L178 238H177V233L176 234H174L173 235ZM69 240V241H70ZM85 240H86V244H85V246H83L82 244H83V242H85ZM78 241H80V242H78ZM94 244H96V245H94ZM107 245V246H106ZM104 249H106V250H104ZM151 251H153L152 249H150ZM101 251V252H100ZM27 253V252H26ZM24 255H25V253H24ZM28 253H27V256L26 257H28ZM116 255H119V253L116 251ZM123 258H125L124 256H123ZM172 258V259H171ZM193 258V257H192ZM113 260V261H112ZM76 261V260H75ZM195 261V260H194ZM121 262V264H124L122 261H120ZM114 264V263H113Z\"/></svg>","mask_w":264,"mask_h":264},{"label":"water","instance_id":"obj_4","mask_svg":"<svg viewBox=\"0 0 264 264\" xmlns=\"http://www.w3.org/2000/svg\"><path fill=\"white\" fill-rule=\"evenodd\" d=\"M248 32V29L246 27H240L239 33L243 36H245ZM16 84L20 88H25L26 83L20 79H15ZM58 87V83L54 81H46L44 79H40L37 82V89L40 95L45 96L52 90L56 89ZM84 134H86V131L82 133H76L71 136V141L74 147H79L81 141L84 138ZM123 133L118 127H113L110 132V140L112 143H119L123 140ZM9 144L7 147L5 146L4 149L0 150V157L4 154L9 158V164L12 167L19 168L22 165L23 158L22 155H29L34 156L37 152V145L34 139H32L30 136L24 134V133H12L11 139L8 142ZM87 165L90 168H98L100 166V162L98 161L97 157L93 154H90L88 156ZM149 192L154 195L159 187V181L157 180H150L149 181ZM198 215V212L191 208H180L178 210V219L182 224H188L190 221H192L194 218H196ZM257 231L260 233L262 240L264 241V222H259L256 225ZM26 246L32 247L35 242L32 237H28L26 239Z\"/></svg>","mask_w":264,"mask_h":264},{"label":"flooded vegetation","instance_id":"obj_5","mask_svg":"<svg viewBox=\"0 0 264 264\" xmlns=\"http://www.w3.org/2000/svg\"><path fill=\"white\" fill-rule=\"evenodd\" d=\"M25 90V89H24Z\"/></svg>","mask_w":264,"mask_h":264}]
</instances>
